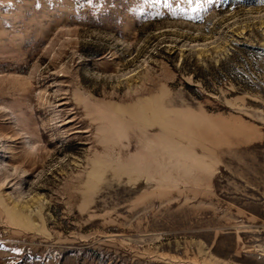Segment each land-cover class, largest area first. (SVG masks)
I'll list each match as a JSON object with an SVG mask.
<instances>
[{
    "label": "rangeland",
    "instance_id": "rangeland-1",
    "mask_svg": "<svg viewBox=\"0 0 264 264\" xmlns=\"http://www.w3.org/2000/svg\"><path fill=\"white\" fill-rule=\"evenodd\" d=\"M0 264H264V0H0Z\"/></svg>",
    "mask_w": 264,
    "mask_h": 264
}]
</instances>
